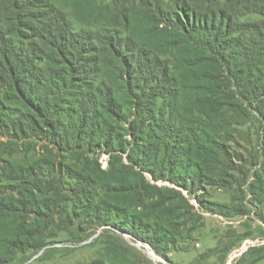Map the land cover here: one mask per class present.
<instances>
[{"label":"trees","instance_id":"obj_1","mask_svg":"<svg viewBox=\"0 0 264 264\" xmlns=\"http://www.w3.org/2000/svg\"><path fill=\"white\" fill-rule=\"evenodd\" d=\"M190 1L172 0L161 14L147 13L144 43L129 33L90 38L68 31L24 42L0 32V145L24 140L50 155L40 165L2 160L0 264H23L32 257L28 253L47 246L42 225L70 219L64 193L71 189L86 207L84 224L91 230L108 226L159 253L173 224L145 221L131 209L160 211L174 198L165 193L185 198L152 185L144 173L190 194L226 174L229 154L222 141L230 127L240 126L232 117L242 125L253 111L264 119V0H240V16ZM247 14L262 20L244 21ZM96 41L108 46L107 55L86 61V49ZM90 63L102 77L98 85L87 83L94 73ZM95 151L110 155L109 169L98 165L94 178L78 176L72 162L84 169ZM55 152L65 157L61 169ZM93 187L103 194L99 201ZM258 194L264 198V185ZM197 201L213 215H244L243 209ZM60 234L72 237L65 226L47 239ZM118 263L114 258L109 264Z\"/></svg>","mask_w":264,"mask_h":264},{"label":"rangeland","instance_id":"obj_2","mask_svg":"<svg viewBox=\"0 0 264 264\" xmlns=\"http://www.w3.org/2000/svg\"><path fill=\"white\" fill-rule=\"evenodd\" d=\"M171 2L172 0H0V32L2 35L20 36L19 40L24 42L38 34L65 36L68 31L91 36L90 38H109L129 33L138 42L144 43L147 37L146 14L160 13L165 7L172 6ZM190 2L205 9L227 10L233 15L238 11L239 16L240 4L243 3L240 0H232L231 3L225 0ZM243 20L259 22L262 19L247 14ZM125 26L129 28L127 31ZM66 38L72 39L71 34ZM74 42L80 50L77 43L83 44V41L79 39ZM40 47L44 48L42 45ZM108 49L107 45L96 41L86 49L89 52V55H85L86 61L88 58L95 60L107 55ZM90 68V72L94 73L87 75V83L98 85L102 78L97 73L98 67L90 63ZM232 120L240 126L234 124L230 127L222 141L229 154L225 162L228 164H225L226 174L216 177L213 185L201 184L190 194L169 181H155L151 175L144 173L152 185L169 190L174 188L185 198L181 199L177 191L165 193V197L174 198L160 211L150 213V209H131L145 221L159 219L166 228L170 223L173 224L165 230L169 238L159 247V253L149 244L108 226L97 229L91 227L94 229L91 230L84 224L86 207L77 197L75 189H71L73 192L64 191V196H68L70 200V219L65 221L63 217L57 218L54 223L44 222L42 226L47 229L43 231L42 239L47 246L40 252L28 253L32 257L23 264H109L114 258L122 264H264V198L260 197L263 194H258L260 187L264 185V119L253 111L243 125L239 116H233ZM31 148L30 143L24 140L16 141L11 148L0 145V165L2 160L7 159H13L23 166L36 163L40 165L50 160V155L42 147L37 146L36 150ZM11 153L12 156L9 155ZM54 155L57 156L56 159L53 158L55 167L61 169L66 164L65 157L59 152ZM109 161V154L95 151L91 152L84 169L81 162L76 164L73 161L72 164H75L73 170L78 176L91 174L94 178L93 174L99 173L98 165L105 172L109 169ZM94 190L93 187L91 195L97 196L96 200L99 201L103 194L96 195ZM200 198L243 209L244 215L233 218L213 215L201 209L197 201ZM150 201H146L145 205ZM63 208L67 209L65 206ZM65 226L71 231L72 237L60 234L55 239H47L49 234L53 232L57 235ZM209 249L213 252L206 256L205 252Z\"/></svg>","mask_w":264,"mask_h":264}]
</instances>
